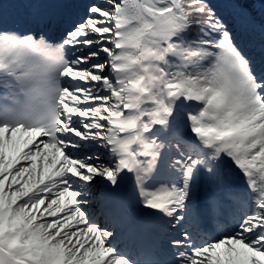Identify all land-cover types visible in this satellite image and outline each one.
Listing matches in <instances>:
<instances>
[{"label": "snow or ice", "instance_id": "obj_1", "mask_svg": "<svg viewBox=\"0 0 264 264\" xmlns=\"http://www.w3.org/2000/svg\"><path fill=\"white\" fill-rule=\"evenodd\" d=\"M0 264H264V0H0Z\"/></svg>", "mask_w": 264, "mask_h": 264}]
</instances>
